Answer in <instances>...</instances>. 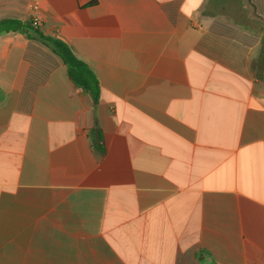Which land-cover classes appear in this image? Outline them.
I'll return each instance as SVG.
<instances>
[{"label": "crops", "instance_id": "obj_1", "mask_svg": "<svg viewBox=\"0 0 264 264\" xmlns=\"http://www.w3.org/2000/svg\"><path fill=\"white\" fill-rule=\"evenodd\" d=\"M242 15V18H237ZM264 0H0L98 78L0 35V264H264Z\"/></svg>", "mask_w": 264, "mask_h": 264}, {"label": "trees", "instance_id": "obj_2", "mask_svg": "<svg viewBox=\"0 0 264 264\" xmlns=\"http://www.w3.org/2000/svg\"><path fill=\"white\" fill-rule=\"evenodd\" d=\"M20 32L31 39L46 44L52 51L60 56L68 68V74L77 87L88 92L94 103L100 100L101 88L95 73L81 59L74 55L72 50L63 41L46 35L39 24L34 20L20 21L6 19L0 21V35L3 33Z\"/></svg>", "mask_w": 264, "mask_h": 264}, {"label": "built area", "instance_id": "obj_3", "mask_svg": "<svg viewBox=\"0 0 264 264\" xmlns=\"http://www.w3.org/2000/svg\"><path fill=\"white\" fill-rule=\"evenodd\" d=\"M262 20H263V22H264V15H263V17H262ZM34 21L38 24V19H35Z\"/></svg>", "mask_w": 264, "mask_h": 264}, {"label": "rangeland", "instance_id": "obj_4", "mask_svg": "<svg viewBox=\"0 0 264 264\" xmlns=\"http://www.w3.org/2000/svg\"><path fill=\"white\" fill-rule=\"evenodd\" d=\"M237 18L241 19L242 18V15L238 16Z\"/></svg>", "mask_w": 264, "mask_h": 264}]
</instances>
